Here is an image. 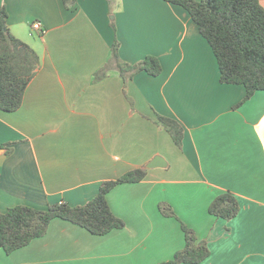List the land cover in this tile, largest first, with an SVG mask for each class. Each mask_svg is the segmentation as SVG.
<instances>
[{"label":"crops","instance_id":"crops-1","mask_svg":"<svg viewBox=\"0 0 264 264\" xmlns=\"http://www.w3.org/2000/svg\"><path fill=\"white\" fill-rule=\"evenodd\" d=\"M1 4L10 33L39 63L20 107L0 109V211L83 205L103 181L140 167L146 175L106 195L124 227L95 235L54 218L27 245L0 248V264H158L184 246L180 222L208 246L196 264H264V91L243 100V85L220 81L212 49L183 7L164 0ZM114 39L121 60L153 55L161 72L139 71L124 84L110 71L93 81ZM158 115L177 122L180 146ZM156 156L161 166L147 168ZM226 190L240 205L229 220L208 212ZM161 203L175 216L163 215Z\"/></svg>","mask_w":264,"mask_h":264},{"label":"trees","instance_id":"trees-1","mask_svg":"<svg viewBox=\"0 0 264 264\" xmlns=\"http://www.w3.org/2000/svg\"><path fill=\"white\" fill-rule=\"evenodd\" d=\"M65 8L75 0H61ZM183 7L198 25L200 34L210 45L216 58L220 81L241 84L245 88L243 100L256 91H264V6L259 0H164ZM7 12L0 5V109L14 111L22 103L26 86L35 74L39 59L26 42L13 36L6 23ZM162 70L159 59L146 55L140 61L128 63L118 56V41L113 40L105 63L93 72V81L116 71L124 84L137 72L156 76ZM239 102L238 104H240ZM237 104V105H238ZM180 146L182 131L169 117L156 118ZM146 175L143 167L131 169L115 179L101 182L97 194L83 205L65 202L51 203L45 209L14 205L0 211V248L10 253L45 234L48 224L60 218L77 224L90 233L104 235L112 229L124 227V221L110 209L106 195L116 185L134 183ZM238 198L229 190L217 194L208 206V212L219 218L231 219L239 211ZM163 215L175 216L166 203L159 205ZM184 246L171 259L158 264H196L209 255L204 240L180 222Z\"/></svg>","mask_w":264,"mask_h":264},{"label":"water","instance_id":"water-1","mask_svg":"<svg viewBox=\"0 0 264 264\" xmlns=\"http://www.w3.org/2000/svg\"><path fill=\"white\" fill-rule=\"evenodd\" d=\"M159 163H161L160 157L156 156L150 163H148L147 168L161 166Z\"/></svg>","mask_w":264,"mask_h":264},{"label":"built area","instance_id":"built-area-1","mask_svg":"<svg viewBox=\"0 0 264 264\" xmlns=\"http://www.w3.org/2000/svg\"><path fill=\"white\" fill-rule=\"evenodd\" d=\"M31 29L33 30V29H40V23L39 22H34V23H32V25H31Z\"/></svg>","mask_w":264,"mask_h":264}]
</instances>
